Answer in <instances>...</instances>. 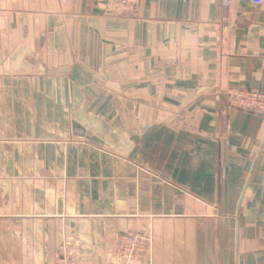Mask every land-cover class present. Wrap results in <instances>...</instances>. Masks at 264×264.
<instances>
[{"label":"crops","instance_id":"obj_1","mask_svg":"<svg viewBox=\"0 0 264 264\" xmlns=\"http://www.w3.org/2000/svg\"><path fill=\"white\" fill-rule=\"evenodd\" d=\"M264 3L0 0V264H264Z\"/></svg>","mask_w":264,"mask_h":264},{"label":"built area","instance_id":"obj_2","mask_svg":"<svg viewBox=\"0 0 264 264\" xmlns=\"http://www.w3.org/2000/svg\"><path fill=\"white\" fill-rule=\"evenodd\" d=\"M254 4H262L264 0H251ZM230 104L237 110L264 111V92L256 90L239 89L232 93ZM149 238L141 233L130 232L120 238L117 249V257L123 260V264H131L139 258L148 245ZM57 264H78L73 250H69L67 244L61 245V256Z\"/></svg>","mask_w":264,"mask_h":264}]
</instances>
